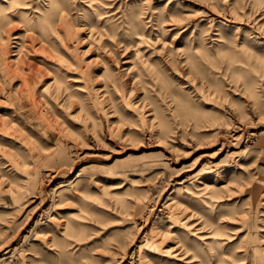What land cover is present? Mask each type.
<instances>
[{
  "label": "rangeland",
  "instance_id": "1",
  "mask_svg": "<svg viewBox=\"0 0 264 264\" xmlns=\"http://www.w3.org/2000/svg\"><path fill=\"white\" fill-rule=\"evenodd\" d=\"M0 264H264V0H0Z\"/></svg>",
  "mask_w": 264,
  "mask_h": 264
}]
</instances>
